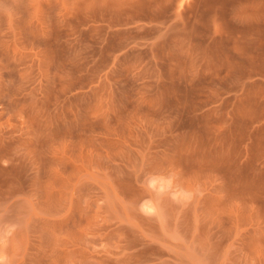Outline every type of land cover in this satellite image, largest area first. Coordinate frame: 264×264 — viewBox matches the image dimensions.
Instances as JSON below:
<instances>
[{"label": "rangeland", "instance_id": "1", "mask_svg": "<svg viewBox=\"0 0 264 264\" xmlns=\"http://www.w3.org/2000/svg\"><path fill=\"white\" fill-rule=\"evenodd\" d=\"M0 264H264V0H0Z\"/></svg>", "mask_w": 264, "mask_h": 264}]
</instances>
